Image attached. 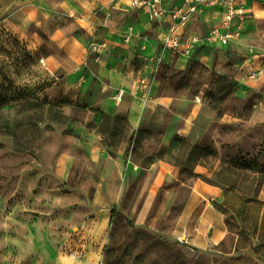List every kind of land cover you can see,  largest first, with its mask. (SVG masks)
I'll return each mask as SVG.
<instances>
[{
  "label": "rangeland",
  "instance_id": "374dc122",
  "mask_svg": "<svg viewBox=\"0 0 264 264\" xmlns=\"http://www.w3.org/2000/svg\"><path fill=\"white\" fill-rule=\"evenodd\" d=\"M39 40L20 41L0 24V93L9 94L0 102V264H264V163L249 158L264 149V127L251 122L263 96L242 84L253 71L245 65L250 45L221 51L213 65L163 66L155 78L158 96L199 98L231 120L234 149L222 154L178 138L148 158L120 132L103 138L106 149L113 142L107 155L91 160L82 129L97 132L92 124L102 116L87 122L81 106L51 99L58 79L43 58L56 47L43 34ZM154 162L166 171L151 174ZM200 177L233 192L219 206L228 236L207 249L176 235Z\"/></svg>",
  "mask_w": 264,
  "mask_h": 264
},
{
  "label": "crops",
  "instance_id": "0c3cea01",
  "mask_svg": "<svg viewBox=\"0 0 264 264\" xmlns=\"http://www.w3.org/2000/svg\"><path fill=\"white\" fill-rule=\"evenodd\" d=\"M262 1L252 0L249 5L247 36L227 48L202 49L190 59L166 55L162 65L156 57L169 22H152L144 11L131 6V0H0V24L20 41L32 42L34 46L41 44L40 34L46 36L49 44L56 47L43 58L51 76L58 79L50 88L51 99L67 98L81 106L87 112V122H94L101 114L125 118L129 125L126 144L141 138L146 157L157 158L161 146L175 138H182L192 146L210 145L223 154L228 146L234 149L237 144L230 140L233 128L228 127L233 122L227 118L219 120L216 111L199 98L158 96L155 78L163 66L184 69L189 61L213 65L221 51L250 45L253 55L246 59L245 65L258 72V77L243 80L242 84L247 90L262 94L261 106L253 112L251 122L264 127V26L257 29L264 14ZM184 3L185 0H164V7L170 9ZM222 16L220 10L206 16L196 15L188 33L205 36L219 26ZM253 35L256 37L250 42L248 38ZM129 37L131 41L126 43ZM93 43L108 46L98 60L91 50ZM141 79L150 83L147 100L142 99L138 89ZM119 92H124L121 101L109 99ZM157 108L162 109L159 118ZM155 121L157 126L152 125ZM142 130H148L145 137L136 139ZM82 133L86 156L100 160L108 154L101 134L85 127ZM115 166L122 168L120 163ZM160 170L166 171L156 162L148 169L151 174ZM232 193L201 177L196 180L177 220L178 238L198 249H207L226 239L228 227L219 206Z\"/></svg>",
  "mask_w": 264,
  "mask_h": 264
},
{
  "label": "built area",
  "instance_id": "2783aa9c",
  "mask_svg": "<svg viewBox=\"0 0 264 264\" xmlns=\"http://www.w3.org/2000/svg\"><path fill=\"white\" fill-rule=\"evenodd\" d=\"M114 1L120 2L121 0ZM251 2L252 0H185L182 6L167 9L164 7V0H131V6L144 11L154 23L169 22V27L160 41V49L156 57L157 63L162 65L166 55L190 59L202 49L227 48L245 33ZM216 10L223 13L218 27L205 36L188 33V27L194 16H206ZM130 41V37L126 39V43ZM107 49L106 44L93 43L91 46L97 60L102 50ZM125 61H128L127 58ZM251 77H258V72L253 71ZM149 88L150 83L146 79H141L138 89L142 93L143 100H147ZM123 95L124 92H119L109 99L119 102ZM249 158L258 163H264V149L253 150Z\"/></svg>",
  "mask_w": 264,
  "mask_h": 264
},
{
  "label": "trees",
  "instance_id": "16d2710c",
  "mask_svg": "<svg viewBox=\"0 0 264 264\" xmlns=\"http://www.w3.org/2000/svg\"><path fill=\"white\" fill-rule=\"evenodd\" d=\"M6 101H9V94H2L0 93V102L5 103ZM214 111L216 110L215 107H210ZM101 124H92L94 128L97 130L99 134H101L104 138L107 136L113 137L116 136L117 134H122L120 132H126L129 128L128 122L125 118L121 117H113L107 114H101ZM221 117V113L219 114ZM112 120L115 121V125L112 127ZM111 132V135H108V133ZM110 134V133H109ZM178 138H175L174 140H177ZM141 138L138 139V142H140ZM108 148L111 149L113 148V142L108 145Z\"/></svg>",
  "mask_w": 264,
  "mask_h": 264
}]
</instances>
